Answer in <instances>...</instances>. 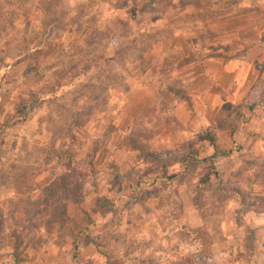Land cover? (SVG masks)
Segmentation results:
<instances>
[{
    "label": "rangeland",
    "instance_id": "374dc122",
    "mask_svg": "<svg viewBox=\"0 0 264 264\" xmlns=\"http://www.w3.org/2000/svg\"><path fill=\"white\" fill-rule=\"evenodd\" d=\"M187 3L0 0V264L251 259L240 225L264 210V80L211 107L198 63L247 50L188 35L221 17L180 15ZM140 87L163 95L135 120L124 104Z\"/></svg>",
    "mask_w": 264,
    "mask_h": 264
},
{
    "label": "crops",
    "instance_id": "0c3cea01",
    "mask_svg": "<svg viewBox=\"0 0 264 264\" xmlns=\"http://www.w3.org/2000/svg\"><path fill=\"white\" fill-rule=\"evenodd\" d=\"M176 1L173 0V3ZM187 1V5L181 9L180 15L196 16L202 12V14H209L210 16L218 13L216 16L221 17L214 25L206 26L203 24L200 26L191 23L192 27L189 28L188 35H194L199 28L204 27L203 29H209L222 36L214 38L211 43L207 42V47L210 48L209 44H211L217 49H222L224 43H227L226 39H228V43H236L235 48L238 50L239 48H246L247 50L245 55L235 54L230 59H223L221 54L208 56L202 63H198L203 64V70L193 77V80L203 77L206 83L203 95L210 99L211 107L229 103L236 104L246 95L256 80H264V73L261 71L260 64L262 63L260 61L261 54L264 50V21H260L259 15L256 14L257 7L264 6V3H261L262 0H205L202 6L195 5L193 0H190V3L189 0ZM260 37L263 39L261 40ZM235 53H237V49H235ZM212 66L217 67L213 68ZM162 95V90L149 87L134 89L126 99L124 111L132 119H146L156 112L157 104ZM263 139L264 136L261 137V140ZM259 141H255V144ZM249 144L251 143L249 142ZM225 223L227 225L226 221ZM228 223L230 222L228 221ZM240 228L249 229L245 231L247 234L248 231L251 232L255 239L254 245L256 244V248L250 250L252 251L250 253L251 259L242 264H264V213L244 211Z\"/></svg>",
    "mask_w": 264,
    "mask_h": 264
},
{
    "label": "trees",
    "instance_id": "16d2710c",
    "mask_svg": "<svg viewBox=\"0 0 264 264\" xmlns=\"http://www.w3.org/2000/svg\"><path fill=\"white\" fill-rule=\"evenodd\" d=\"M143 37H145V36H143ZM143 37H141L139 39L142 42H144ZM142 42H140V45H135L134 48H130V47L125 48L124 47V49H120V50L116 51L114 53V58L115 59L122 58L123 56L127 55L128 53L131 55L132 52L133 53H139L140 52L139 50L144 47ZM87 43H89V41H87ZM232 129L233 128H231V132H232ZM257 208L258 207H257V205L255 203H253L251 206H249V210L250 211H253V212H256V213H264V210H258ZM86 219L89 220L90 218L88 216H86ZM249 233L251 234L250 231H248V234ZM188 262H189V259L187 261L186 260L182 261V263H180V264H189Z\"/></svg>",
    "mask_w": 264,
    "mask_h": 264
}]
</instances>
